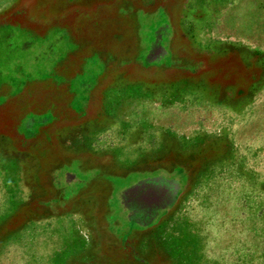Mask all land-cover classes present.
Segmentation results:
<instances>
[{
  "label": "rangeland",
  "instance_id": "1",
  "mask_svg": "<svg viewBox=\"0 0 264 264\" xmlns=\"http://www.w3.org/2000/svg\"><path fill=\"white\" fill-rule=\"evenodd\" d=\"M4 108L1 136L56 157L38 197L6 167L0 264L95 238L122 264H264V0H0Z\"/></svg>",
  "mask_w": 264,
  "mask_h": 264
},
{
  "label": "crops",
  "instance_id": "2",
  "mask_svg": "<svg viewBox=\"0 0 264 264\" xmlns=\"http://www.w3.org/2000/svg\"><path fill=\"white\" fill-rule=\"evenodd\" d=\"M242 52L250 57V60L252 62L253 58L255 60L257 59V56L254 55L255 51H249L248 49H241ZM248 59V58H246ZM240 60H243V56H240ZM198 62H195L194 60L190 61H180L179 64H176V67L174 70H179L187 72L188 70L192 69L189 66L197 65ZM185 65V66H183ZM209 67H206V102L210 100V97H208L209 92L212 94V90L210 86L208 85V75H212L213 73L210 71ZM235 77V75H234ZM39 85H50V78H45V81L38 80L37 81ZM254 83V80L252 81V85ZM49 97V93L46 95ZM217 97V96H213ZM231 97V96H229ZM226 97H224L225 99ZM223 98H218V101H221ZM36 110L38 112L41 111V109L38 108V106H35ZM15 113L13 108H4L0 110V121L3 118H7L8 120H11L12 115ZM0 131V183L6 182L8 180V177L6 175V167L19 164L20 165H28L31 168V172L34 175V178L36 179V185L33 187L31 192H34L36 197L39 196L41 191H49L50 188L47 187L45 189L40 185V182H48V177L50 176V166L55 163V157L56 152L54 151L53 147H50V144L46 142L45 144L42 143L41 139H36L35 143L32 144L29 148L24 149L22 147H19L16 143V139L10 136H1ZM3 140V143L1 141ZM65 147V146H64ZM62 148V153L65 155L63 157L62 161L66 159V152L64 153L65 149H67L70 154L68 158L71 159L72 153L78 158L73 159H79L80 158V149L77 147H71V148ZM214 149H216L214 147ZM211 143L206 142V167L208 166V161L210 158L214 157L212 155V151H214ZM218 149V147H217ZM73 150V151H72ZM220 150V148H219ZM79 151V152H78ZM62 153H59L61 155ZM93 243H87L89 244L90 248H88L87 253L85 252V245L83 243H80V248L76 249L77 252L75 253H63V254H50V264H122L126 261H130L128 258V254L125 253L124 246L126 245V242L123 240H119L117 243H111L106 244L103 243V239L95 238L92 240Z\"/></svg>",
  "mask_w": 264,
  "mask_h": 264
}]
</instances>
